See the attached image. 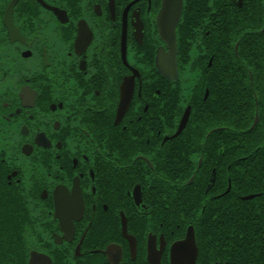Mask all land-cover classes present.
Here are the masks:
<instances>
[{"label":"flooded vegetation","instance_id":"1","mask_svg":"<svg viewBox=\"0 0 264 264\" xmlns=\"http://www.w3.org/2000/svg\"><path fill=\"white\" fill-rule=\"evenodd\" d=\"M196 1L197 12L204 1L202 25L219 4ZM188 4L183 1L181 17ZM162 5L0 0V156L5 182L19 189L35 217L37 237L26 264L33 251L42 256L36 264H221L211 241V205L228 190L205 193L216 170L203 165L201 153L221 150L226 161L220 153L216 159L227 175L230 144L221 137L229 132L212 135L219 125L205 135L186 131L202 136L191 138L201 146H194L187 167L203 165L211 173L204 192L197 185L183 194L182 181L166 170L183 168L187 139L181 135L202 73L194 61H180L178 45L177 79L159 70V53L169 51L160 35ZM126 81L133 83L132 96L121 105ZM210 135L221 146H203ZM191 228L195 250L182 244Z\"/></svg>","mask_w":264,"mask_h":264},{"label":"trees","instance_id":"2","mask_svg":"<svg viewBox=\"0 0 264 264\" xmlns=\"http://www.w3.org/2000/svg\"><path fill=\"white\" fill-rule=\"evenodd\" d=\"M212 1L219 4V9L206 23H199L204 1L197 12V1L189 0L178 24L179 59L184 63L194 61L192 66H198L202 74L192 86L189 101L194 99L195 108L181 135L187 139L181 144L183 168L167 169L166 174L182 181L183 194H192L197 185L204 192L211 172L203 165L211 163V170H216L215 185L205 193L228 190L212 198L214 258L221 264H264V0H243L241 6L233 0ZM197 36L201 43L196 45L197 56L192 59ZM256 113L258 121L253 126ZM217 125L224 127L212 135L229 132L221 137L230 144L231 167L225 169L228 174H223L224 168L216 159L220 153V161H226L221 150L212 155L201 153L204 162L200 168L187 167L194 146H201L191 138L202 136L192 137L186 131L205 135ZM212 135L205 138L203 146H221L222 141ZM192 175L194 180L189 184L186 181ZM248 195L253 197L243 198ZM35 224L19 189L5 182L0 156V264L27 263L37 237Z\"/></svg>","mask_w":264,"mask_h":264},{"label":"water","instance_id":"3","mask_svg":"<svg viewBox=\"0 0 264 264\" xmlns=\"http://www.w3.org/2000/svg\"><path fill=\"white\" fill-rule=\"evenodd\" d=\"M183 1L184 0H163V5L159 13V28H160V35L167 43V47L169 49L168 52L159 53L157 57V66L159 70L166 75L169 79L175 80L177 79V35H176V27L180 20L182 9H183ZM238 6H241L243 0H234ZM9 13L12 16V7L10 6ZM13 26L14 23L12 18L10 22L6 21V26L9 29L10 26ZM15 33H18V30L14 27ZM11 34L12 32L9 31ZM128 82L126 81L122 86V101L121 105H124L125 102L130 101L132 96V88L133 83L130 82V86L128 87ZM127 103V104H128ZM190 115V107L188 106L184 116L181 120V123L178 128V133L181 132L189 119ZM258 121V115L256 116L254 125H256ZM253 195L246 197V199L252 198ZM183 246L187 249L193 248L195 250V236L193 229H189L187 233L186 239L182 242ZM191 247H190V246ZM42 257L41 255L37 254L36 252H31V257L29 264H36L34 262L35 258Z\"/></svg>","mask_w":264,"mask_h":264},{"label":"rangeland","instance_id":"4","mask_svg":"<svg viewBox=\"0 0 264 264\" xmlns=\"http://www.w3.org/2000/svg\"><path fill=\"white\" fill-rule=\"evenodd\" d=\"M190 56L192 57V59L196 56L194 49L191 51V55ZM8 60L9 59H7V60L3 59V61H7V62H8ZM185 76H186V79H187L188 84L190 85L189 82L191 81V77L189 75H185Z\"/></svg>","mask_w":264,"mask_h":264}]
</instances>
